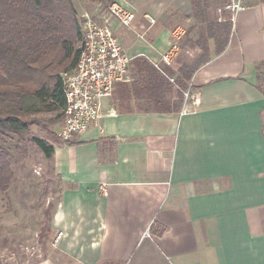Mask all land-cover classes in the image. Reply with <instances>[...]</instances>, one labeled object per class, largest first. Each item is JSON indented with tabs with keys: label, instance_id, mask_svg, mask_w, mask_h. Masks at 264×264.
<instances>
[{
	"label": "crops",
	"instance_id": "obj_1",
	"mask_svg": "<svg viewBox=\"0 0 264 264\" xmlns=\"http://www.w3.org/2000/svg\"><path fill=\"white\" fill-rule=\"evenodd\" d=\"M123 1L135 13L118 33L131 59L154 65L178 31L168 79L199 58L202 20L228 16L216 5L197 21L190 0ZM243 5L222 52L206 30L207 59L178 112H124L104 99L97 124L52 144L60 191L50 228L64 264H264V0Z\"/></svg>",
	"mask_w": 264,
	"mask_h": 264
},
{
	"label": "trees",
	"instance_id": "obj_2",
	"mask_svg": "<svg viewBox=\"0 0 264 264\" xmlns=\"http://www.w3.org/2000/svg\"><path fill=\"white\" fill-rule=\"evenodd\" d=\"M209 1L190 0L191 15L197 21L202 19L201 12L211 6H222L227 0H214L212 4ZM202 23L195 41L200 48L199 58L179 68L177 89L163 75L167 67L160 65L157 69L148 59L134 57L129 63L130 81L118 84L113 96L119 111L173 113L181 109L182 91L187 88L193 71L207 59L206 30L215 42L219 36L217 53L228 42L229 15L223 22L204 19ZM80 40L81 31L71 0H0V138L30 142L46 159L52 158L53 145L31 135L30 128L41 125L40 116L45 113L61 116L65 97L60 74L74 67ZM60 50L63 53L58 56ZM256 67L259 80L264 81V63ZM10 160L8 152L0 149L1 189L11 177ZM44 213L48 218L49 210L45 209ZM48 221L43 223L41 238L48 229Z\"/></svg>",
	"mask_w": 264,
	"mask_h": 264
},
{
	"label": "rangeland",
	"instance_id": "obj_3",
	"mask_svg": "<svg viewBox=\"0 0 264 264\" xmlns=\"http://www.w3.org/2000/svg\"><path fill=\"white\" fill-rule=\"evenodd\" d=\"M71 1L79 28L81 15L91 13L95 7L107 6L111 2V0ZM209 2L212 4L214 0ZM169 13L170 11H167L166 19L173 24L177 17ZM182 20L184 23L181 21L178 26L181 31L188 27L184 19ZM183 36L181 40H184ZM62 53L60 50L58 56ZM170 77H173V81L169 82L177 89L176 77L173 75ZM188 90L187 87L182 91V103L190 99V93L188 98L185 96ZM40 119L41 125L31 126V135L43 138L50 144L61 143L57 133L62 122V113L59 118L55 113H45ZM0 149L7 151L11 157L10 180L5 183V188H0V264H32L46 257L61 264L70 262L54 250L52 243L50 220L59 200L60 183L51 160L46 159L30 142L18 143L17 140L0 138ZM45 209L49 210L48 218L45 216ZM45 221H48V229L41 238L40 233Z\"/></svg>",
	"mask_w": 264,
	"mask_h": 264
},
{
	"label": "built area",
	"instance_id": "obj_4",
	"mask_svg": "<svg viewBox=\"0 0 264 264\" xmlns=\"http://www.w3.org/2000/svg\"><path fill=\"white\" fill-rule=\"evenodd\" d=\"M243 8V0H227L218 11L228 13L232 22ZM147 18L150 25L155 24L154 19ZM134 20V11L123 0H112L107 6L99 5L91 13L81 15L77 61L71 70L60 74L65 97L57 133L61 141L82 135L90 125L97 124L102 101L113 98L118 84L130 81L131 58L124 51L118 33L121 28L131 27ZM177 41L178 31L175 30L169 49L154 63L157 69L161 64L171 65L179 50ZM169 81L172 82L173 77H169ZM185 96L188 98V93ZM193 104L197 105L198 101L194 100ZM101 191L106 193L103 187ZM60 235L58 233L57 237Z\"/></svg>",
	"mask_w": 264,
	"mask_h": 264
}]
</instances>
